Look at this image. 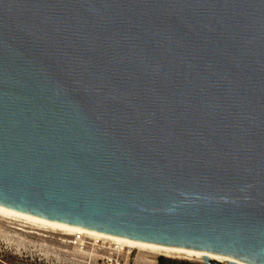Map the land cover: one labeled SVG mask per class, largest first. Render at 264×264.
Returning a JSON list of instances; mask_svg holds the SVG:
<instances>
[{
    "label": "water",
    "instance_id": "obj_1",
    "mask_svg": "<svg viewBox=\"0 0 264 264\" xmlns=\"http://www.w3.org/2000/svg\"><path fill=\"white\" fill-rule=\"evenodd\" d=\"M0 206L264 264V0H0Z\"/></svg>",
    "mask_w": 264,
    "mask_h": 264
},
{
    "label": "rangeland",
    "instance_id": "obj_2",
    "mask_svg": "<svg viewBox=\"0 0 264 264\" xmlns=\"http://www.w3.org/2000/svg\"><path fill=\"white\" fill-rule=\"evenodd\" d=\"M9 225L0 219V264H174L173 261L203 264L199 259H197L198 261L191 259V261L162 255L154 256L151 253H141L137 250L118 251L115 246H112L114 250H111L112 247L105 242L100 243V246L104 247L102 249L92 246L90 243H83L80 248L85 253L80 251L76 253L75 251L78 250L74 249L73 246H77L79 243L72 246L65 245V243L61 244L57 240L62 237L61 235L40 231L47 235V238L44 236L37 237L34 234H29L30 237H26L25 234L15 237V235L12 236L13 232H10L12 228L10 229ZM67 238L73 240L72 237L65 239ZM159 257H162L163 260H159ZM218 264H228V262Z\"/></svg>",
    "mask_w": 264,
    "mask_h": 264
},
{
    "label": "bare ground",
    "instance_id": "obj_3",
    "mask_svg": "<svg viewBox=\"0 0 264 264\" xmlns=\"http://www.w3.org/2000/svg\"><path fill=\"white\" fill-rule=\"evenodd\" d=\"M0 219L10 224L8 227L10 229L12 228V231L10 230V232H13L12 236L15 235V237L16 235L19 236L21 234L22 235L25 234L26 237L27 236L30 237L29 234L31 235L34 234V235H37V237L44 236L47 238V235L41 232L57 234L65 238L72 237L73 240H69L68 238L67 240L62 237L57 240H59L61 244L65 243V245L69 244V246L76 245L77 243H79L77 246H73L74 249L78 250V251H75L76 253L79 251L81 253L83 252V254L85 253L82 250V248H80V245L83 243L85 244L90 243L92 246H96L102 249L104 247L100 246V243L105 242L109 244L110 247L112 246L117 247L116 249L118 251L137 250L138 252H141V253L148 252V253L153 254L154 256L162 255L165 257H169V258L171 257V258H180V259H188V260L199 259L203 262L202 258L207 257L208 259H210V261H216L219 263L228 262V263H235V264H242V263L248 264V263L239 261L235 258L221 256V255H217V254H213V253H209L205 251H197V250L186 249L182 247L165 246V245L132 240V239L124 238V237L113 236V235L101 233L98 231L86 229L83 227L29 215V214L15 211L12 209H8L2 206H0ZM87 239L91 240V242H89V240ZM111 250H114L113 247L111 248ZM236 262H239V263H236Z\"/></svg>",
    "mask_w": 264,
    "mask_h": 264
},
{
    "label": "trees",
    "instance_id": "obj_4",
    "mask_svg": "<svg viewBox=\"0 0 264 264\" xmlns=\"http://www.w3.org/2000/svg\"><path fill=\"white\" fill-rule=\"evenodd\" d=\"M159 260H163L162 257H159ZM174 264H192V263H189V262H186V261H173Z\"/></svg>",
    "mask_w": 264,
    "mask_h": 264
}]
</instances>
